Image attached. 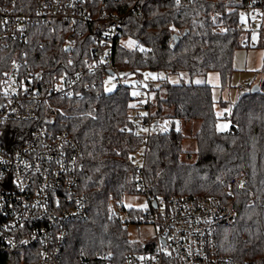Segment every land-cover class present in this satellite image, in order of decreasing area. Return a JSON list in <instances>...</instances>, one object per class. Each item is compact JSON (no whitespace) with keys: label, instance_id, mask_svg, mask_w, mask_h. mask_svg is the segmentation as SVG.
Returning a JSON list of instances; mask_svg holds the SVG:
<instances>
[{"label":"trees","instance_id":"16d2710c","mask_svg":"<svg viewBox=\"0 0 264 264\" xmlns=\"http://www.w3.org/2000/svg\"><path fill=\"white\" fill-rule=\"evenodd\" d=\"M120 7L125 13L122 37L133 39L136 46L128 49L117 41L116 68L138 78H145V72H187L192 78L217 72L221 83H227L243 32L240 13L230 10L225 0H124ZM66 32L63 25L55 29L46 24L31 27L28 40L22 43L28 49L30 66L50 70L59 61L65 66ZM175 35L179 36L176 45ZM90 39L86 33L77 39L75 67L91 53ZM1 46L0 39V103L1 80L19 44L6 50ZM159 81L158 87L149 82L151 113L164 124L146 142L141 173L127 155L128 148L140 147V138L122 130L129 124L135 100L131 90L119 88L107 93L91 84L84 88L82 97L56 99L57 109L43 112L40 124L67 131L81 142L84 152L77 190L88 203V213L85 219L70 224L59 264H92L98 252L123 260L130 251H142L144 243L128 239V227L140 224L144 211L120 209L124 197L143 195L138 182L141 175L158 201L172 195L218 196L225 201L229 182L247 175L248 184L234 189L236 225L218 231L220 252L235 264L264 257V79L257 91L243 92L230 106L226 118L231 127L226 132L217 129L216 101L206 81ZM166 118L200 122L193 135L197 145L193 163L182 159L185 133L173 123L168 126ZM0 264H39V258L35 250L0 251Z\"/></svg>","mask_w":264,"mask_h":264},{"label":"built area","instance_id":"2783aa9c","mask_svg":"<svg viewBox=\"0 0 264 264\" xmlns=\"http://www.w3.org/2000/svg\"><path fill=\"white\" fill-rule=\"evenodd\" d=\"M123 3L0 0L1 50L19 44L1 80L0 251L35 250L39 264H59L70 224L87 217L88 203L77 190L84 168L81 142L67 131L40 124L44 111L57 109L56 99L80 98L91 84L104 90L109 78L115 89L131 90L135 100L129 124L122 130L140 138V147L128 148L127 155L140 173L143 170L146 142L162 129L164 121L151 113L153 98L145 78L116 68L114 49L123 34ZM225 3L240 13L243 33L264 34V0ZM41 24L67 28L65 66L60 61L50 70L30 66L28 49L22 43L28 40L30 28ZM84 33L91 37V53L75 67L77 39ZM245 44L254 42L249 38ZM239 89L245 92L247 86ZM248 181L247 175L231 180L225 201L208 195H172L158 201L141 175L139 190L149 207L140 224L154 226V240L144 243L140 252H128L123 260L112 253L98 252L92 264H235L220 252L218 231L236 225L234 189H243ZM248 264H264V257Z\"/></svg>","mask_w":264,"mask_h":264},{"label":"rangeland","instance_id":"374dc122","mask_svg":"<svg viewBox=\"0 0 264 264\" xmlns=\"http://www.w3.org/2000/svg\"><path fill=\"white\" fill-rule=\"evenodd\" d=\"M259 28V26H258ZM251 38L254 45L245 44L246 41ZM242 46L236 49L233 57L234 71L231 73L227 83L223 85L221 83V77L219 78V84L213 87V97L215 101H223L235 103L240 95V86H247V91H254L259 88L260 83L264 79L263 59H264V34L252 33L248 36L247 33H242ZM120 44L128 49H133L136 46V42L129 37H122ZM166 78L171 84H189V83H203L206 81L204 77L192 78L187 72H180L178 74L167 75L164 72H145V82L148 84L152 82L154 87L160 85V79ZM115 85L112 78L104 83V91L107 93L113 92ZM219 115L222 111L218 109ZM168 126L172 123L176 128H181L186 137L183 140V155L182 159L185 162L193 163L196 159L195 151L197 149L196 140L193 135L199 130L200 122L194 121L187 123L179 120L165 119ZM231 127L230 121L225 117L218 119L217 129L220 132L229 131ZM126 209L135 208L145 211L149 207L148 200L145 195H128L124 197L121 205ZM125 218L124 212H121ZM155 237V229L152 224H131L128 227V239L131 242L146 243L153 241Z\"/></svg>","mask_w":264,"mask_h":264},{"label":"crops","instance_id":"0c3cea01","mask_svg":"<svg viewBox=\"0 0 264 264\" xmlns=\"http://www.w3.org/2000/svg\"><path fill=\"white\" fill-rule=\"evenodd\" d=\"M219 78H220V75L219 73L217 72H210L208 73L207 77H206V83L208 85H210L212 88L217 86L219 84ZM240 90V89H239ZM242 94L243 92L240 91ZM223 101L222 99H220V101H216V104H215V111H216V115L218 118H221V117H227L228 113L230 112V106L234 103H231V102H227V101H223V102H227L228 105L226 106H223L220 102ZM218 109L222 111V114L224 115H219L218 114ZM227 119V118H226Z\"/></svg>","mask_w":264,"mask_h":264},{"label":"water","instance_id":"95a60500","mask_svg":"<svg viewBox=\"0 0 264 264\" xmlns=\"http://www.w3.org/2000/svg\"><path fill=\"white\" fill-rule=\"evenodd\" d=\"M174 38H175V45H176V44L178 43V41H179V36H178V35H175ZM66 50H69V47H67ZM258 89H259V88H258ZM258 89L254 90V91H252V92L257 91ZM153 205L156 207V205H157L156 201H153Z\"/></svg>","mask_w":264,"mask_h":264}]
</instances>
